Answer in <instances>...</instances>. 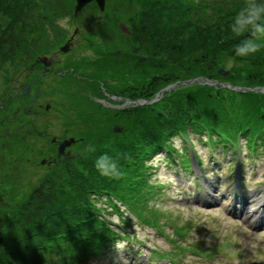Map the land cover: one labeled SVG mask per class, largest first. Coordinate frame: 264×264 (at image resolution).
<instances>
[{"label": "trees", "instance_id": "1", "mask_svg": "<svg viewBox=\"0 0 264 264\" xmlns=\"http://www.w3.org/2000/svg\"><path fill=\"white\" fill-rule=\"evenodd\" d=\"M38 1L54 10V15H40L37 24V0H0V15L7 19L0 25V62L15 66L21 57L31 58L42 50L35 45L43 39L41 29L47 19L56 18L57 7L64 9L65 5L59 0ZM71 2L72 7L66 8L72 11L74 0ZM244 4L245 0H106L102 25L108 27L102 28L105 32L100 38L105 43L118 42L121 52L117 56L115 51L97 49L99 57L93 62L97 72L85 79L92 96H101L98 75L104 81L111 79V72L134 78L137 91L130 98L150 100L159 89L177 81L221 79L217 71L229 60L238 68L230 69L229 76L222 79L232 87H264V48L249 57L235 54V47L243 46L248 38L247 34L237 37L232 31L234 17ZM46 5L38 9L46 11ZM90 8L97 13L95 4ZM96 16L92 13L90 21ZM118 23L129 28L128 37L115 29ZM259 23L264 26V19ZM119 117L127 120L124 133L115 136L117 141L97 144L63 171L57 169L44 177L28 202L11 213L0 212V264H48L53 261L47 259L50 256L58 258L52 264H81L102 253L109 246H104L105 237L113 232L92 212V196L114 193L142 215L149 197L143 192L145 154L166 144L179 131L191 128L201 133L206 129L210 137L232 142L245 137L253 151L264 150L262 93L189 85ZM105 155L108 159L101 160ZM98 164L110 169V177L97 172ZM137 177L143 180L134 182Z\"/></svg>", "mask_w": 264, "mask_h": 264}, {"label": "rangeland", "instance_id": "2", "mask_svg": "<svg viewBox=\"0 0 264 264\" xmlns=\"http://www.w3.org/2000/svg\"><path fill=\"white\" fill-rule=\"evenodd\" d=\"M71 1H58L59 4L64 3L65 8L59 9L57 7V11L60 12L56 11V18L47 19V24L41 29L44 31L43 39L35 42L37 46H41V49L44 50L43 55L51 57L52 54L56 53L52 72L63 68L68 74L64 78L53 74L43 79L45 84L42 85L43 89L49 88V90H53L56 87L61 89V92L58 91L56 95L49 92L52 96L49 99L47 97V100L43 102V104L48 105L49 115L42 113L41 117L36 116L34 113L37 108L32 103L26 108H24L26 104L22 103L18 109L13 107L10 110V118L12 119L9 122L10 126L8 129H13L14 133L11 139H16L17 144L9 140L0 142V156L6 154L9 157L14 154L16 162H13L11 170L0 172V212L2 214L11 213L15 207L28 202L30 200L29 196L34 193V189L39 185L41 179H44L48 169L41 166V161L48 157L44 152H50L51 145L49 142L52 137L69 140L71 136L74 142L80 139L81 141L73 142L74 144L71 146V154L73 155L79 152L88 153L97 144H112L116 140L108 139L106 133L114 128H117L120 132L125 127L124 124H121L124 119L119 117L120 112L134 105V101L128 104L104 98H93L91 97L93 94L91 88L83 87L85 79L93 78L91 73L94 75L97 72L93 65L94 60L99 57L97 51H100V49L106 53L116 51L119 48V44L118 42L114 44L113 41L105 43L100 38V33L105 32L102 28L106 26L107 29L108 27L107 25H102L104 12L101 13L96 9L97 13H95L93 12L94 9H87L85 14L80 17L82 18V23L79 18L73 19L71 9L66 8V6L72 7L73 2ZM37 3L36 14L34 15L36 19L34 21L37 22L40 19L39 17H41L40 15L53 17L54 14L52 13L54 10H49L46 4L38 0ZM45 3L48 2L45 0ZM58 3L57 5L59 6ZM40 5H46L47 10L44 11L43 9L40 11L38 9ZM87 12H89L90 16L92 13L97 15L92 22L90 21V16L87 17ZM6 20L4 16L0 15V25L4 24ZM35 26L37 27V25ZM114 27L118 32H121L124 38L129 36L130 30L125 24L118 23ZM69 39H72L71 42L74 46H71L69 52H60L59 48ZM92 43H95L96 46ZM46 61L49 64L51 63L48 59ZM19 63V59L16 61L15 66L3 63V61L0 62V100L7 97L11 90L15 92L12 99L24 95L22 89L25 85L23 84L29 81V78L38 76L40 72L39 70H25L24 75H22V72L20 73L18 69ZM242 67L240 65L239 68ZM232 68H238V66H234L231 60L222 67L224 70ZM100 76L102 75H98L99 85L105 86L102 89L105 94L108 93L109 89L113 93L119 94L127 86L126 90L130 92L135 87L134 84H136L134 83L135 79H130L127 75L121 78L117 73L111 72L109 73L111 79L107 78L105 81L100 79ZM82 87L86 88V90H82ZM33 93V91L30 92L28 89V100L32 98ZM31 105L32 107H29ZM11 111H15V114ZM44 111L42 109V112ZM119 120L121 121L120 124H118ZM108 123L113 124L111 129ZM45 131V134L49 136L42 138V134ZM193 132L188 129L187 135L177 133L173 137V146L176 148L177 154L187 156L184 151L187 146L183 143L184 137H189L193 140L196 155L199 156L206 170L204 177H208L205 179L206 183L202 184L203 190L199 202H197V197H195L194 189L196 184L188 173L181 170V160H179L177 154L175 155L176 163L169 161L167 165L163 154L156 155L153 161L149 160L146 163L153 168L149 184L153 186L161 184L160 186L164 188L166 186L167 188L164 189V193H157L150 200L151 202L149 201L148 203L153 210L149 214L146 213L148 215L145 218L150 222H155L156 226L151 225L149 222V224L141 221L135 222L137 220L132 217V225L129 228V232H131V228L135 229L134 236L142 244L139 254L137 253L138 255L136 254L135 257L134 251L137 249L133 245L135 241L131 244V250H126L124 244H122V248H118L115 245L107 251V245L105 248L107 253L91 255L81 264H146L142 262L149 255L152 256L151 264H166V258L170 256L166 255L162 258L157 255V253L160 254L162 252L165 254L178 253L180 258L174 259V261H183L185 264H233V259H239V263L246 264V262L252 260L264 259V244L259 241L260 237L264 235V223L256 227V231L253 232L251 222L241 213L243 207L237 201H234L230 196V192L227 191V186L233 185V182H226L224 178H228L225 176H229V173L233 171V164H231L234 163L233 158L226 162L227 156H230L228 152L226 154L221 145L212 143L211 146L215 155L223 151L226 154L224 155L225 157L219 156V159H222L219 167L212 166V157H210L211 155L205 144V136L202 138L203 135ZM15 133H17V136H14ZM101 139H103L102 143L99 142ZM241 145L244 151L249 152L243 142ZM216 147H218L217 153ZM182 150L184 153H181ZM1 151H3L2 154ZM260 160L256 162V165H253L254 160L251 157L244 162L245 186L249 193L264 189V161L260 162ZM106 169L110 171L109 168ZM230 169L232 170L230 171ZM97 172L99 171L97 170ZM204 177L201 178L204 179ZM212 179L215 180L216 188H213V192H211V189L209 191V183H211ZM224 181L226 182L225 185L223 184ZM109 194L118 197L116 194L109 192L92 196V212L100 213L106 221L104 223L97 216L98 220L104 224L108 222L107 228H109L110 232L116 234L118 228H122L124 222L122 218L110 213V206L115 205L116 201ZM211 195L216 197L211 198ZM245 196H247L246 193ZM116 204L119 205L120 203L116 202ZM245 207L247 208L248 206L245 205ZM122 209L125 210L124 208ZM125 213L127 214L128 212ZM5 217L8 216L5 215ZM168 226L170 227L168 228ZM184 227H187V233H185L184 239H180L181 246L192 248L193 243L196 242L200 244L202 250H213L210 258L204 256L205 259H198V256L189 252L180 254L168 242L171 237L175 236V234L172 236V233H175L174 230ZM164 234L170 237H165ZM109 239L110 234L105 237L104 246ZM143 252L146 254L145 258ZM216 252L225 255V257L218 256ZM54 257L50 256L47 259L53 261L58 259ZM52 262H48V264H52ZM177 263L181 264V262Z\"/></svg>", "mask_w": 264, "mask_h": 264}, {"label": "flooded vegetation", "instance_id": "3", "mask_svg": "<svg viewBox=\"0 0 264 264\" xmlns=\"http://www.w3.org/2000/svg\"><path fill=\"white\" fill-rule=\"evenodd\" d=\"M69 45H70V48L68 49V52L70 51L71 46H74V44H72V42H71ZM55 58H56V53L54 55L52 54L51 59H50V62H51L50 64L47 61L42 63V62H38L35 59L33 64H31L27 68H23L22 70H20V72L22 71V75H24L25 70H31V71L39 70L40 72L38 73V76H35L34 78H29V81H27L26 83L23 84V85H25L22 89V92L24 95L18 96V97H15L14 99H12L13 94L15 92H14V90H11L7 97H5L3 100H0V104H1L0 105V142H7L9 140L10 142L17 144L16 139H11V137L14 133L13 129L12 130L8 129L10 126L9 122L12 119V118H10V110L13 107H17V109H18V107L22 103H25L26 106L24 108H26V107H28V105L30 103H32L37 108L35 113H34V114H36V116L41 117L42 113H47L46 115H49L48 105L43 104V102L45 100H47L46 99L47 97L49 99V97L52 96L51 94L54 93V95H56L58 93V91L61 92V89L60 88L58 89V87L54 88L53 90H49V88L43 89L42 85H45L43 82V79L48 78L49 76H51L53 74L58 75L60 78H64L66 75H68L67 71L64 70L63 68H61L59 71H53L52 72V69H54L53 66L55 65V63H54ZM27 72H29V71H27ZM28 89L30 92H32V91L34 92L32 98H30V100H28V95H27ZM49 92H52V93L50 94ZM29 107H32V105ZM42 109H44L45 111L42 112ZM11 112L15 114V111H11ZM45 133H46V131L43 132L42 138H47L49 136V135H46ZM14 136H17V133H15ZM70 138H73V137L70 136ZM65 140L66 139H64V138H57V137H52L50 139L49 143L51 145V149H50V152H47V151L44 152V154L48 155V157H45V160L41 161V166L46 167L48 169V171H51L52 168L54 166H56L57 164L62 165L71 159V156H72L71 146L74 143H76V141H81V140L80 139L75 140V142L70 147H66L64 152H63V155L60 158H58V156H57L58 147ZM13 158H14V154H12V156H9V157L6 154L4 156H0V172L5 171V170L8 171V170L12 169L13 162H16L15 158L14 159ZM9 160H11V161H9Z\"/></svg>", "mask_w": 264, "mask_h": 264}, {"label": "clouds", "instance_id": "4", "mask_svg": "<svg viewBox=\"0 0 264 264\" xmlns=\"http://www.w3.org/2000/svg\"><path fill=\"white\" fill-rule=\"evenodd\" d=\"M264 19V0H245L243 8L236 14L232 24V31L237 37L247 34L243 46L235 47V54L238 57H249L258 53L264 48V26L259 22ZM108 157L102 156L101 160ZM113 167L115 165H112ZM101 176L110 177L108 170L102 164L96 165ZM118 248H122L121 242H117Z\"/></svg>", "mask_w": 264, "mask_h": 264}, {"label": "water", "instance_id": "5", "mask_svg": "<svg viewBox=\"0 0 264 264\" xmlns=\"http://www.w3.org/2000/svg\"><path fill=\"white\" fill-rule=\"evenodd\" d=\"M95 2L99 8L100 11H103L104 10V6H105V0H75L76 2V5H75V10H74V16H77L78 13L86 6L88 5L89 3L91 2ZM221 72V70L219 71ZM227 74V73H225ZM189 83V82H187ZM162 94V91L158 94V97ZM144 103V102H142ZM137 104H139L137 102ZM64 148V145H61L60 146V149L59 151L62 152V149Z\"/></svg>", "mask_w": 264, "mask_h": 264}, {"label": "bare ground", "instance_id": "6", "mask_svg": "<svg viewBox=\"0 0 264 264\" xmlns=\"http://www.w3.org/2000/svg\"><path fill=\"white\" fill-rule=\"evenodd\" d=\"M248 216V215H247ZM251 218V216H249V219Z\"/></svg>", "mask_w": 264, "mask_h": 264}]
</instances>
